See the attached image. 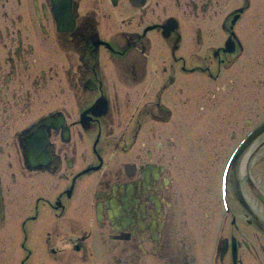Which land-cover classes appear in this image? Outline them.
Segmentation results:
<instances>
[{
    "label": "flooded vegetation",
    "instance_id": "obj_1",
    "mask_svg": "<svg viewBox=\"0 0 264 264\" xmlns=\"http://www.w3.org/2000/svg\"><path fill=\"white\" fill-rule=\"evenodd\" d=\"M263 125L264 0H0V264H264Z\"/></svg>",
    "mask_w": 264,
    "mask_h": 264
},
{
    "label": "bare ground",
    "instance_id": "obj_2",
    "mask_svg": "<svg viewBox=\"0 0 264 264\" xmlns=\"http://www.w3.org/2000/svg\"><path fill=\"white\" fill-rule=\"evenodd\" d=\"M37 144H39V142H38V140H36V138H33L32 142L29 144V145H32V147L30 148V150H31L30 156H28L30 160H31V158L34 160L38 159V157L40 155L39 149L35 147Z\"/></svg>",
    "mask_w": 264,
    "mask_h": 264
},
{
    "label": "rangeland",
    "instance_id": "obj_3",
    "mask_svg": "<svg viewBox=\"0 0 264 264\" xmlns=\"http://www.w3.org/2000/svg\"><path fill=\"white\" fill-rule=\"evenodd\" d=\"M194 238H195V237H194ZM198 243L201 244L200 241H198Z\"/></svg>",
    "mask_w": 264,
    "mask_h": 264
}]
</instances>
